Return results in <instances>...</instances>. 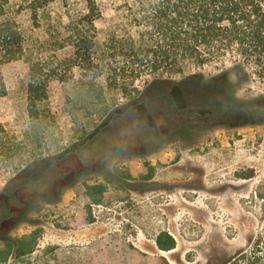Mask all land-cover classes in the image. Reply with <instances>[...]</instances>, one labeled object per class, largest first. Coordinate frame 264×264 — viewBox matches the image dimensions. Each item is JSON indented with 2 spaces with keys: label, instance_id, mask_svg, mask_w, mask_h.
<instances>
[{
  "label": "rangeland",
  "instance_id": "rangeland-1",
  "mask_svg": "<svg viewBox=\"0 0 264 264\" xmlns=\"http://www.w3.org/2000/svg\"><path fill=\"white\" fill-rule=\"evenodd\" d=\"M131 1L95 0L100 16L91 26L83 18L84 0H53L35 21L31 0H8L18 9L26 60L0 62L6 90L0 122L21 144L0 178V192L29 160L65 151L100 125L104 111L116 117L101 131L93 154L65 156L58 168L45 161L44 178L17 191L19 201L29 194L44 198L9 231L12 239L33 236L31 252L0 264H264V109L215 117L174 113L165 109L167 86L150 84L152 76L135 82L139 92L148 90L141 98L147 109H112L128 101L116 91L106 96L110 109H101V101L85 92L93 68L104 73L108 66H123ZM80 31L96 43L77 50ZM29 61L61 78L47 81L36 119L26 108ZM219 72L212 65L188 66L170 79L199 75L208 81ZM97 82L104 91L103 76ZM229 82L237 99L264 97V83L254 76L244 81L230 74ZM30 178L31 171L19 183ZM85 184L105 190L89 198ZM57 191L59 200L48 202ZM162 232L174 240L173 249L157 248Z\"/></svg>",
  "mask_w": 264,
  "mask_h": 264
},
{
  "label": "trees",
  "instance_id": "trees-1",
  "mask_svg": "<svg viewBox=\"0 0 264 264\" xmlns=\"http://www.w3.org/2000/svg\"><path fill=\"white\" fill-rule=\"evenodd\" d=\"M52 1L31 0L29 9L34 21L38 11ZM84 2L87 14L83 18L85 24L92 26L99 19L100 12L95 0ZM134 4L135 7H132ZM128 9L130 19L123 27V66H108L104 73L102 69L95 67L89 79L84 82L85 92L89 91L101 101V109H110L106 96L111 91H116L128 100L119 107L114 105L112 109H133L138 105L142 106L141 109H147L142 105L141 98H144L148 90L139 92L135 82L148 76L153 77L150 84L162 83L167 86L168 91L162 94L167 101L165 109H173L174 113L215 117L217 113L225 111L236 114L251 113L246 109H264V97L237 99L231 93L229 82V75L233 74L239 80L248 81L250 76H254L264 83V0H132ZM17 14L18 9L13 10L8 0H0V62L3 64L26 60L23 38L15 20ZM75 38L77 50L96 43L95 38L82 31L77 32ZM85 61L86 64L90 63L88 58ZM206 65L216 66L220 72L208 81H203L199 75H190L178 82L170 79L172 75L183 73L188 66ZM247 66L252 68L251 73L246 71ZM102 76L104 91L103 84L97 82ZM52 77L61 79L56 73H43L37 63L29 61L26 108L33 119L37 118V106L45 100L47 81ZM5 92L0 74V98ZM199 96L203 99L202 102L189 101L199 99ZM190 109L211 110L199 113ZM103 114L104 119L100 125L64 149L65 151L29 160L13 177L7 179L0 192V242L3 244L0 263L11 256L20 257L30 253L33 245V236L12 239L9 231L24 222L23 214L27 207L44 195L29 194L28 199L19 201L17 191L44 178L46 169L42 164L45 161H49V167L58 168L65 156L83 152L93 154L101 131L116 117L111 110L104 111ZM252 122L254 121L246 124H254ZM20 145L8 135L0 122V178L8 174L6 166L10 164ZM90 162L92 161L88 164ZM30 171L32 179L19 183ZM99 171L100 169H92V172L102 175ZM84 190L85 195L92 198L95 194L102 195L105 188L85 184ZM59 196L60 191H57L47 201H57ZM155 244L159 250L168 251L174 248L175 242L162 232L155 238Z\"/></svg>",
  "mask_w": 264,
  "mask_h": 264
},
{
  "label": "crops",
  "instance_id": "crops-1",
  "mask_svg": "<svg viewBox=\"0 0 264 264\" xmlns=\"http://www.w3.org/2000/svg\"><path fill=\"white\" fill-rule=\"evenodd\" d=\"M105 195V194H104Z\"/></svg>",
  "mask_w": 264,
  "mask_h": 264
}]
</instances>
